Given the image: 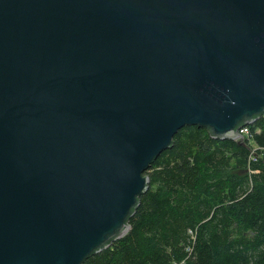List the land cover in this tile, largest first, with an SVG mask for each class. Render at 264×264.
<instances>
[{
	"label": "water",
	"instance_id": "obj_1",
	"mask_svg": "<svg viewBox=\"0 0 264 264\" xmlns=\"http://www.w3.org/2000/svg\"><path fill=\"white\" fill-rule=\"evenodd\" d=\"M263 114L264 0H0V264H82L178 130Z\"/></svg>",
	"mask_w": 264,
	"mask_h": 264
},
{
	"label": "trees",
	"instance_id": "obj_2",
	"mask_svg": "<svg viewBox=\"0 0 264 264\" xmlns=\"http://www.w3.org/2000/svg\"><path fill=\"white\" fill-rule=\"evenodd\" d=\"M245 127V145L178 130L127 233L82 264H264V114Z\"/></svg>",
	"mask_w": 264,
	"mask_h": 264
},
{
	"label": "rangeland",
	"instance_id": "obj_3",
	"mask_svg": "<svg viewBox=\"0 0 264 264\" xmlns=\"http://www.w3.org/2000/svg\"><path fill=\"white\" fill-rule=\"evenodd\" d=\"M248 130V129H247ZM239 131V130H238ZM242 137L244 138V139H248L249 138V131H247V132H243L242 133Z\"/></svg>",
	"mask_w": 264,
	"mask_h": 264
},
{
	"label": "built area",
	"instance_id": "obj_4",
	"mask_svg": "<svg viewBox=\"0 0 264 264\" xmlns=\"http://www.w3.org/2000/svg\"><path fill=\"white\" fill-rule=\"evenodd\" d=\"M247 131H248L247 128L244 127V128H242V129H240V130L238 131V134L242 136V133H243V132H247Z\"/></svg>",
	"mask_w": 264,
	"mask_h": 264
}]
</instances>
